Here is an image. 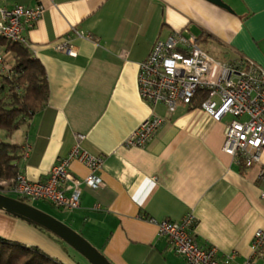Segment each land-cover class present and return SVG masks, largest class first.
Returning <instances> with one entry per match:
<instances>
[{"label":"crops","instance_id":"obj_1","mask_svg":"<svg viewBox=\"0 0 264 264\" xmlns=\"http://www.w3.org/2000/svg\"><path fill=\"white\" fill-rule=\"evenodd\" d=\"M222 1L232 13L206 0H0L6 8L43 6L22 35L49 87L46 107L4 140L22 147L18 173L42 182L75 136H84L81 148L101 160V186L81 185L78 208L60 221L110 264H186L155 223L189 215L198 246L215 248L219 261L234 253L231 264L246 262L255 232L264 230V149L258 164H238L220 151L222 122L193 104L169 116L137 90L139 64L157 39L175 32L209 36L213 42L202 49L264 67V0ZM64 43L76 56L56 50ZM152 115L164 123L146 145L124 148ZM69 169L79 181L88 174L78 161ZM0 239L61 264H90L49 231L3 211Z\"/></svg>","mask_w":264,"mask_h":264},{"label":"built area","instance_id":"obj_2","mask_svg":"<svg viewBox=\"0 0 264 264\" xmlns=\"http://www.w3.org/2000/svg\"><path fill=\"white\" fill-rule=\"evenodd\" d=\"M42 5L12 8L0 6V37L13 43L26 44L24 26L32 28L42 18ZM70 57L76 53L66 43L56 47ZM0 71L7 73L0 56ZM137 90L141 100L153 107L163 104L171 116L177 106H191L200 97L201 110L215 122H222L220 151L238 164L252 167L259 163L264 149V67L243 60L222 62L211 57L188 31L175 32L165 39H157L145 61L138 66ZM164 123L152 115L123 142L124 148H142ZM84 136L77 134L70 153L56 160L47 178L31 182L21 173L12 181L11 192L30 201H46L57 208L77 209L80 186L91 189L101 186L96 175L101 160L81 148ZM73 161L82 163L87 176L79 181L70 172ZM264 172L260 173V178ZM0 186H6L0 181ZM194 219L186 216L180 222L155 223L158 235L165 238L171 249L186 264H231L232 253L219 261L217 250L201 248L192 238ZM264 264V230L254 234L251 255L244 264Z\"/></svg>","mask_w":264,"mask_h":264},{"label":"trees","instance_id":"obj_3","mask_svg":"<svg viewBox=\"0 0 264 264\" xmlns=\"http://www.w3.org/2000/svg\"><path fill=\"white\" fill-rule=\"evenodd\" d=\"M197 41L199 45L213 42L209 36H202ZM0 50L9 71H0V181L6 182V186H0L1 191L4 187L12 186L18 174L17 164L23 154L20 145L5 142L4 138L25 127L37 112L46 107L49 87L43 65L26 44L13 43L0 37ZM201 100L197 96L193 105L199 106ZM17 197L16 200L29 205L30 200ZM29 223L42 229L35 223ZM0 264L61 263L35 247L0 239Z\"/></svg>","mask_w":264,"mask_h":264},{"label":"water","instance_id":"obj_4","mask_svg":"<svg viewBox=\"0 0 264 264\" xmlns=\"http://www.w3.org/2000/svg\"><path fill=\"white\" fill-rule=\"evenodd\" d=\"M230 13L231 8L222 0H206ZM0 211L13 215L26 222H32L52 233L62 242L73 248L90 264H110L96 249L60 221L26 205L16 199L0 194Z\"/></svg>","mask_w":264,"mask_h":264},{"label":"rangeland","instance_id":"obj_5","mask_svg":"<svg viewBox=\"0 0 264 264\" xmlns=\"http://www.w3.org/2000/svg\"><path fill=\"white\" fill-rule=\"evenodd\" d=\"M203 49H204V52L206 51L211 57L216 58V59H220V61H227L229 59L228 56H220L217 53L210 51L207 46H204ZM2 193H3V195H5L7 197H10L13 199H16V198L18 199L17 195L11 192V187H4V189H2L0 191V194H2ZM4 193H6V194H4ZM28 203L31 207L35 208L36 210H39L40 212L58 220V221H60L62 219V217H64V215L66 213H68V209L57 208L55 206H52L50 203H48L46 201H28ZM260 264H262V262H260Z\"/></svg>","mask_w":264,"mask_h":264},{"label":"bare ground","instance_id":"obj_6","mask_svg":"<svg viewBox=\"0 0 264 264\" xmlns=\"http://www.w3.org/2000/svg\"><path fill=\"white\" fill-rule=\"evenodd\" d=\"M81 135V134H80Z\"/></svg>","mask_w":264,"mask_h":264}]
</instances>
